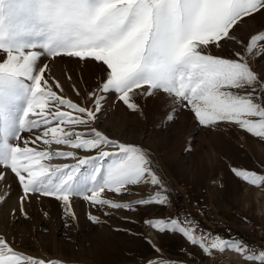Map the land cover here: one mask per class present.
<instances>
[{
    "label": "snow or ice",
    "instance_id": "snow-or-ice-1",
    "mask_svg": "<svg viewBox=\"0 0 264 264\" xmlns=\"http://www.w3.org/2000/svg\"><path fill=\"white\" fill-rule=\"evenodd\" d=\"M259 14L264 0H0V181L9 170L18 179L19 214L27 218L25 205L42 197L59 202L63 215L73 219L77 198L105 216L109 210L169 205L150 153L98 127L109 94L133 112L141 111L138 101L163 94L166 102L187 107L201 126L234 124L264 138V76L251 63L264 56V30L246 40L235 33L245 18ZM226 45L229 56L214 54ZM49 57L100 67L101 82L84 104L67 98L49 65L40 63ZM93 97L90 108L86 100ZM58 158L72 162L51 163ZM231 171L250 185L264 184V175L254 171ZM135 186L154 191L133 201L115 198L132 194ZM6 201L0 195V203ZM87 219L101 222L91 212ZM144 223L161 235H180L205 255L232 250L251 264H264V249L198 230L187 216ZM148 242L158 258L144 264H175ZM12 243L0 235V264H64L17 251Z\"/></svg>",
    "mask_w": 264,
    "mask_h": 264
},
{
    "label": "rangeland",
    "instance_id": "rangeland-1",
    "mask_svg": "<svg viewBox=\"0 0 264 264\" xmlns=\"http://www.w3.org/2000/svg\"><path fill=\"white\" fill-rule=\"evenodd\" d=\"M260 30H264V14L255 19L245 18L236 26L235 33L246 40ZM228 47L213 50L214 54L227 57ZM40 63L49 65V74L61 83L67 98L77 103L84 104L87 94L102 79L100 67L91 61L49 57L42 58ZM251 63L264 76V56L254 57ZM74 89L79 91V97ZM94 99H87L86 106L91 108ZM138 102L141 111L133 112L109 94L97 114L98 127L110 137L137 144L150 153L169 191L167 207L109 210L112 214L105 216L103 210L77 198L73 201V219L63 215L59 202L42 197L25 205L24 218L19 214L21 188L9 170L4 173L7 179L0 181V195L7 196V201L0 203V235L12 241L17 251L37 258L58 259L64 264H144L150 258H158L148 241L162 249V258L175 264H251L244 255L232 250L205 255L180 235H161L144 221L187 216L198 222V230L223 238H239L246 245L257 246V251L264 249V184L250 185L231 171L237 167L264 175V138L234 124L201 126L187 107L166 102L163 94ZM169 114L174 116L172 122L166 120ZM23 136L33 138L28 133ZM57 147L60 146L52 145L53 149ZM79 154L86 153L79 150ZM65 162L72 161H51ZM153 191L151 187L135 186L132 194L115 198L133 201ZM13 208L17 209L15 214ZM89 212L100 217L101 222H90Z\"/></svg>",
    "mask_w": 264,
    "mask_h": 264
}]
</instances>
